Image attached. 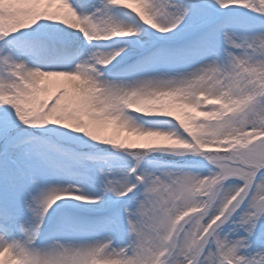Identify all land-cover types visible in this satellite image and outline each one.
I'll return each mask as SVG.
<instances>
[{
	"label": "snow or ice",
	"instance_id": "1",
	"mask_svg": "<svg viewBox=\"0 0 264 264\" xmlns=\"http://www.w3.org/2000/svg\"><path fill=\"white\" fill-rule=\"evenodd\" d=\"M0 264H264V0H0Z\"/></svg>",
	"mask_w": 264,
	"mask_h": 264
}]
</instances>
